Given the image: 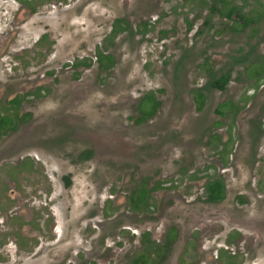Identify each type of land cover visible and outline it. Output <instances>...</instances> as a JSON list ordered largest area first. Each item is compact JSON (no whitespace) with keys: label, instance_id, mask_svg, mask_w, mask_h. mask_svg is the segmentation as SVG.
Instances as JSON below:
<instances>
[{"label":"rangeland","instance_id":"374dc122","mask_svg":"<svg viewBox=\"0 0 264 264\" xmlns=\"http://www.w3.org/2000/svg\"><path fill=\"white\" fill-rule=\"evenodd\" d=\"M62 1L33 17L0 4V100L38 86L43 95L28 96L19 113L32 117L0 140V264H89L102 249L98 264H126L130 255L144 253L143 233L158 242L173 224H182L179 240L164 261L152 255L150 264H227L218 258L226 247L243 255L237 264H264L258 233L264 227V140L257 152L255 139L239 131L246 121H237L241 111L233 128L229 112L217 113L225 100L253 93L252 84L240 81L234 68L226 92L207 90L201 112L193 95L205 85L208 69L217 75L245 55V37L228 41L213 32H188L193 22V32L203 25L201 0L188 13L179 5L178 14L165 18L179 0L154 6V0ZM259 3L264 9V0ZM118 19L127 20L131 31L112 41ZM144 20L151 26L146 34ZM213 23L220 29L224 20ZM258 25L264 28V19ZM45 33L50 40L36 48ZM97 53L111 55L114 67L103 71ZM77 59L92 63L80 69V79L71 68ZM148 92L160 109L137 124V106ZM259 103L249 116L260 117L254 112ZM88 150L93 157L78 162ZM27 160L33 164L18 173ZM215 175L224 179L226 198L210 205L204 185ZM140 181L164 184L151 199L154 216L128 209L129 191ZM196 224L210 225L211 233L201 226L195 233ZM106 246L115 248L117 259L106 256Z\"/></svg>","mask_w":264,"mask_h":264},{"label":"flooded vegetation","instance_id":"af4514ba","mask_svg":"<svg viewBox=\"0 0 264 264\" xmlns=\"http://www.w3.org/2000/svg\"><path fill=\"white\" fill-rule=\"evenodd\" d=\"M9 1L13 2V4L16 6H12L9 4ZM82 0H78L76 3H81ZM158 0L153 1V5H156ZM173 0H166V3H172ZM200 1V0H198ZM202 1V13L207 12L203 25L201 29H196V31L193 32L195 23L188 28V32L199 34L200 32L202 34H209L210 32H213L215 35H224L225 38L230 41L229 39L233 36H244L246 40V48L244 46V49H247V52L245 55H242L237 58H233V62L230 61L228 64V67H226V70L224 72H218V74L214 75L212 74L208 69V78L205 82V85L202 87H198L193 91L194 95V101L197 105V109L199 112L203 110L205 100H206V92L207 90H211L217 93H223L226 92L228 86L234 81L233 77V69L237 68L240 72L239 75L240 81L252 84L251 87L253 89V93L248 94L245 92L243 94V97L238 98L237 101H224L222 105L219 107V111L217 113L223 114V111L229 112L231 116L234 117V119H231L230 124H227V126L233 128V126L237 125V122L233 124L235 121L236 115L238 112H240L237 115V121L240 117H245V122L241 123L239 125V131H246V135L248 140L249 138H253L254 142L258 143L257 152L261 149V142L263 143L264 140V121L263 116L264 115V99L262 96L264 95V45L261 42L252 43L254 39H259V36H263L262 40H264V28H258V21L264 19V9L262 8L259 2H262V0H201ZM65 2L64 0L62 1ZM135 2V0H130V3ZM55 0H0V4H7V6H11L17 13V16L21 13H25L28 16H36L39 14L40 9L44 10L45 12L50 11L51 9L55 8ZM248 4V6L246 5ZM181 6L184 9H181L182 12L185 11L188 13V7H196L194 0H179V3H176V6L169 9V11H166L163 13L162 16L164 18L170 14H178L179 8L177 6ZM151 6V5H149ZM261 10V11H260ZM41 12V11H40ZM147 14V18L149 17ZM152 16V15H150ZM193 16V15H191ZM215 16V17H214ZM190 18V15H188ZM200 16L194 15V18H199ZM214 17V18H213ZM150 18V17H149ZM224 20V23L222 24L221 28L219 29L218 25L216 26L215 23H213V20ZM146 20V19H145ZM140 24V26L143 28L142 33L146 34L151 29V26L148 21H145ZM150 22V21H149ZM112 26V31L110 33L111 40L118 35L131 31V25L127 20L124 19H118L114 22ZM13 24L11 25V27ZM50 40V36L48 34H44L41 37H39L36 41L34 46L41 47L44 43L48 42ZM54 43L52 42V45L49 48L50 52L52 50V46ZM47 52V53H48ZM97 60L99 63L100 68L103 71H109L114 67V59L111 55H103L102 53H97ZM206 62H204L205 64ZM211 63V61H210ZM208 66V64H207ZM92 67V63L89 59H77L72 64V69L76 70V78L80 79L81 68L90 69ZM222 83V87H218V83ZM38 87H34L33 90L24 92L23 94H18L11 98L10 100H0V121H3L5 123V127H0V140L6 136H8L11 133H15L18 131L23 124H26L28 120L32 117L30 114L21 115L19 113V109L21 108L22 104L26 101L28 96L39 98L42 97L41 89H38ZM34 91V92H33ZM154 98V100L159 104L155 113L150 116L144 118L145 114L150 113L152 110V107L150 105V102H148V97ZM262 100V103H259L254 112H257L260 114V117L254 118L249 116L248 113H250L251 106L253 104H257L260 99ZM161 103L157 99L155 93L148 92L144 95V97L139 101V104L137 106L138 109V118L136 119L137 124H143L151 119H153L159 109H160ZM242 107H245L242 109ZM244 111V112H242ZM140 119H143L142 122H138ZM222 124H218V128L222 127ZM231 138V137H230ZM232 139V138H231ZM255 153L257 155L258 153ZM94 155V152L92 150H88L85 152H82L77 161H87L90 160ZM31 160L27 161H21V165L18 166V170L22 172L26 166H31L33 163L30 162ZM35 161V160H34ZM36 168V167H35ZM67 178V177H66ZM65 178V179H66ZM68 179V178H67ZM69 180V179H68ZM213 181H220L223 185V193L224 198L218 202L215 200L210 199L211 196H209L207 192V186L210 182ZM66 186H70L67 185ZM164 184L163 183H157L154 187H150L149 183L146 181H140L137 184L133 185V188L130 189L128 197H127V206L130 212L137 214V215H144V216H154L155 207L153 205V202L151 203V199L154 196V193L156 191L162 190ZM173 186L166 187V190L172 189ZM205 202L210 205H217L222 203L226 198V185L224 182V179L219 176L215 175L214 177L208 179L205 182L204 185V193H203ZM107 200V199H106ZM113 200V199H109ZM22 200H20L21 202ZM115 203V202H113ZM155 218V217H154ZM181 224V223H180ZM94 224H90V227L92 230H95L97 233L96 228L93 226ZM95 225L99 226V223H96ZM182 225V224H181ZM181 225L173 224L169 228L166 227L164 231L163 238L157 241H154V237L150 234V232H145L141 235V239L144 240L143 244V251L142 254L145 260V264H150L151 262V256L156 255L157 257L161 258L162 261L170 254L172 251L175 243L179 240L180 236V227ZM201 224L195 225V233L198 232L199 234V227ZM204 232L211 233L210 225L208 226H201ZM259 234H262L264 236V227L260 228L258 231ZM239 233H235L233 235H230V238H234V236H238ZM204 234H202L200 237H203ZM99 238V237H98ZM109 238V237H108ZM110 240V238H109ZM145 240H148L147 243L149 246L145 244ZM245 240V239H244ZM142 242V241H141ZM190 244L187 243L186 248H189ZM105 254L106 256H112V259H117L116 251L114 247L106 246L105 248ZM103 253V249L100 254H98L96 259H94V263L89 264H98L99 260L101 259V255ZM112 253H115L114 255ZM218 258H225V262L227 264H237L236 262L242 257L243 255L239 253H233L229 250V248H223L218 251ZM140 255V256H142ZM133 255H130L127 257L126 264H136L135 257H132ZM132 257V258H131ZM83 264V263H82Z\"/></svg>","mask_w":264,"mask_h":264},{"label":"trees","instance_id":"16d2710c","mask_svg":"<svg viewBox=\"0 0 264 264\" xmlns=\"http://www.w3.org/2000/svg\"><path fill=\"white\" fill-rule=\"evenodd\" d=\"M218 87H222V83H218L217 85ZM148 102H150V105L152 107V110L150 113H147L145 114L144 118L146 117H150L152 116L157 107H158V103L154 100V98H152L151 96L148 97ZM143 119H140L138 122H142ZM0 127H5V123L3 121H0ZM66 182H67V185H70V181L66 178L65 179ZM207 192L209 194L210 199L213 198V200H215L216 202L222 200L224 198V193H223V185L220 181H213V182H210L207 186ZM136 264H145V260H144V257L143 256H139L137 259H136Z\"/></svg>","mask_w":264,"mask_h":264}]
</instances>
